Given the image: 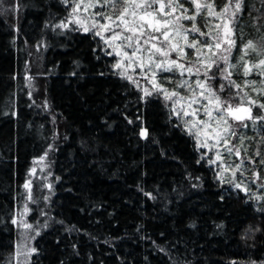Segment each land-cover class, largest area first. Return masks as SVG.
I'll return each mask as SVG.
<instances>
[{"label": "trees", "instance_id": "trees-1", "mask_svg": "<svg viewBox=\"0 0 264 264\" xmlns=\"http://www.w3.org/2000/svg\"><path fill=\"white\" fill-rule=\"evenodd\" d=\"M75 1L0 0V264H13V220L41 157L51 188L46 200L34 183L40 232L27 264H264V122H235L228 146L245 171L233 176L235 152L202 147L163 92L121 77L103 38L73 22ZM195 2L212 4L235 41L224 66L240 87L212 68L213 90L233 105L264 103V75L244 70L264 58L245 52L264 47V0H242L234 17L222 11L230 0ZM165 75L171 93L180 76ZM190 76L203 81V69Z\"/></svg>", "mask_w": 264, "mask_h": 264}, {"label": "snow or ice", "instance_id": "snow-or-ice-1", "mask_svg": "<svg viewBox=\"0 0 264 264\" xmlns=\"http://www.w3.org/2000/svg\"><path fill=\"white\" fill-rule=\"evenodd\" d=\"M242 0H236V3L233 5L231 0L228 5L222 10L224 14L229 13L230 9L232 11V16L234 17L236 12H239L241 9ZM100 5L102 8H111L114 11L105 12L98 11L92 14L91 16V26L87 25L86 19L76 17L74 23L79 24L83 27V31L88 32L90 30H96L95 35L101 36L104 39V43L111 47L117 56L121 59L114 64V67L119 70V75L123 78H126L133 83H138L133 79L131 75L128 74L129 69L135 70L133 67L139 68L142 75L151 73L153 90L157 92H163L164 96L168 100H172L174 104H179L181 101L187 99V107L183 110L184 116L196 117L198 114L203 111L204 115L207 117V120H192L185 121V124L188 126L190 134H193L197 139L203 136L205 139L201 144L202 147H208V140L211 139L215 141L211 147H216L218 144L223 143L225 150L232 154L235 152L237 156L240 155V149L235 148L234 146L229 147L230 141L228 136L235 137L237 134L233 129V124L229 122L236 121L242 124L244 127H247L244 124V121L251 120L253 123L256 121L264 122V115L252 114V107L256 106L259 109H264V103H258L255 100L242 99L240 105L233 106L228 101H221L220 97L217 95L216 91L213 90L209 81L215 78V75H209L212 68L215 66L217 71H220V62L227 63L228 57L225 53L231 50V47L235 44V41L231 39L230 33L231 28L228 23H225L224 34L227 37L226 43L227 48L222 51H213V49L221 50L222 43L225 41L221 39L219 31L217 35L213 36L212 32H202L196 25L193 23V26L188 29L180 23L181 20H191L195 21L196 16H188L183 13H186L187 10L183 9V6L179 3V0H89V3H75L72 12L76 14L78 10L82 7L84 11H87L89 8L97 7ZM195 8L197 13L201 10H207L210 16H218L220 14L213 11V5L208 3L195 2ZM177 11H181L180 15H176ZM97 17L99 19H97ZM103 21V22H101ZM61 27H67L66 24L60 25ZM221 26L215 25V29L219 30ZM98 29V30H97ZM189 31L193 33H198L200 36H209L211 41H205L204 47L207 48L208 52L211 53L210 56H204L203 50L199 46L200 42L194 40L192 43H187V35ZM104 33H109L107 37H104ZM183 35V39L187 44V47L197 50V60L190 65L178 62V60L170 59V52H177L179 58L183 59L186 55L183 52V49L177 44L172 43L174 36ZM251 49L256 52L257 55L264 57V47L257 50V46L252 42H248L245 46V52ZM128 50H131L130 52ZM112 55V53H108ZM243 59V57H241ZM127 61V63H125ZM201 69H203L204 79L203 81L197 80L196 86L201 89L199 97L196 95V89H194L191 84L187 81H182L180 86H186L191 93L187 98L180 97L179 93L176 91L168 92L161 85L156 83V75L158 72H175L179 71L181 75L185 72L189 74L200 75ZM245 74L253 70H258L261 75H264V58L259 59L258 63L252 65L251 67H245ZM231 73L229 72L224 76V79L229 82L230 85H234L229 77ZM239 88L240 85H234ZM224 85H220V91H222ZM205 92L208 95H205ZM146 95L151 93L145 90ZM264 94V91H262ZM239 95V94H237ZM246 95V94H245ZM178 97V99H174ZM200 98H202L206 103L201 104ZM248 106L245 107L244 104ZM193 105H199V107H193ZM190 109V111L188 110ZM176 111V109H174ZM215 113V114H214ZM177 115H180V112L177 111ZM141 136H147V131L142 130L140 133ZM242 142V141H241ZM259 155V153H257ZM43 159V157L41 158ZM217 161H222V156L219 152L216 153V159L211 160L210 163L215 164ZM260 163L264 165V160H261ZM243 165V161L240 164H236L235 168L232 169V174L235 176L237 171H240ZM228 168H224L223 171H228ZM256 178H259L257 173L253 174ZM25 189L30 188V183H25ZM50 187V186H49ZM236 188H241V183L235 184ZM245 191L248 189L245 187ZM29 199H31V194L29 193ZM264 211V209H261ZM13 223H16L13 220ZM25 229H31L32 225L23 223L22 225ZM31 252H35L36 249H30Z\"/></svg>", "mask_w": 264, "mask_h": 264}, {"label": "rangeland", "instance_id": "rangeland-1", "mask_svg": "<svg viewBox=\"0 0 264 264\" xmlns=\"http://www.w3.org/2000/svg\"><path fill=\"white\" fill-rule=\"evenodd\" d=\"M190 1L192 2V0H190ZM165 2H167V0H165ZM187 2H188V0H179V3L183 6V9L187 10V12L183 13V14L188 15V16H192V15L196 16L198 13L195 12L196 11L195 6L191 7V5L188 4ZM75 3L87 4V3H89V0H76ZM101 3H102V0H101ZM98 11L111 12L114 10L111 8H102L100 5H97V7L89 8L87 11H84V9L82 7L80 10H78V12L76 14L73 15V21L78 16L82 19H86L87 25L90 27L91 23H92L91 16L93 13L98 12ZM180 14H181V11H177L176 15H180ZM97 19H99V18L97 17ZM203 21H204V27L199 28L200 31L205 32V33H208L211 31L213 36L217 35V31H219V35H220L221 39L225 41L224 43H222L221 50L213 49V51H222L223 49L227 48L228 47V45L226 43L227 37L224 34V28H223L224 22H222L221 15L210 16L208 14V11L204 10ZM101 22H103V21H101ZM180 23L183 24V26L185 28L190 29L193 26L192 24L194 23V21L181 20ZM218 24L221 26V28L219 30H216L215 25H218ZM93 31L95 32L96 30H93ZM108 35H110V34L104 33V37H107ZM186 35H187V43H192L194 40L199 41L200 42L199 46L203 50V55L204 56H210L211 55V53L208 52L207 48L204 47V42L205 41H211V37L200 36L198 33H193L191 31L186 33ZM172 43H177L183 49V52L186 55L184 56L183 59H180L179 54L177 52H170V59L178 60V62L184 63L182 61L184 59L188 60V59L197 58V50L187 47V44L185 43V40L183 39V35L174 36V38L172 39ZM110 49L115 54L117 62H118L121 59V57L117 56L111 47H110ZM128 51L130 52L131 50H128ZM225 54L227 55V53H225ZM125 63H127V61H125ZM224 65H225V63L221 61L220 62V68H221L220 71H217L215 66L213 67L215 69V72H219V77L221 79L224 78V76L226 75V73H225L226 67ZM133 67L135 68V70L133 71V69H129L128 74L131 75L132 77H135L136 79L143 81L145 83L146 87H148V86L153 87V84L151 82V80H152L151 73H147L146 75H142L141 70L139 68L135 67V65ZM166 73H168V72H164V73L158 72L157 73L155 79H156V83L158 85H164V81L168 80L165 78L167 76V75H165ZM174 73H177L180 76V79L178 81L177 86L173 88L176 92L179 93L180 97L187 98L191 95V93L189 92V90L186 86H180L182 81H187L189 84H191V86L194 89H196L197 97H199V93H200L201 89L197 88V86H196V81L198 80V78L196 80L192 79V77L190 76L191 74H189L187 72H185L183 75H181L179 71H175ZM167 86L170 87V84ZM205 95L207 96L208 93L205 92ZM174 99H178V97H176ZM200 102H201V104L206 103V101H204L202 98H200ZM228 102L231 103V101H228ZM172 104H173L174 109H176V112L177 111L180 112V115H179L180 119L183 120L184 123H185V121H192V120H197V119L198 120H207V117L204 115L203 111H201L198 114V116H196V117L184 116L182 114L183 110H185L187 107V99H185V101H181V103H179V104H174L172 101ZM233 106H238V105H233ZM193 107H199V105H193ZM188 110L190 111V109H188ZM229 122L233 124V127L235 125H238L235 123L236 121L229 120ZM199 139L203 142L205 138L203 136H201ZM213 143H215V141H213L211 139L208 140V144L212 145ZM220 146L223 147V143L217 145V147H220ZM41 158L35 160L34 165L30 168L28 179L25 182V183H30V188L25 189V187H24L22 199H21V201L17 207V210H16V214H15L16 223L15 224H16V227L18 230V241H17L16 255H15V258L13 260V264H27L28 258L30 256V254L32 253L30 251V249H32L33 240L39 231L38 226H39L40 222L38 221V219L36 222H31L29 220V216L31 213L30 202H32V200L35 198L33 195L34 194V183H38L40 185V189L45 194L44 197L46 200H47V196H48L47 192L51 188L50 170H49V167L46 163L45 157H43V159H41ZM238 158L241 161V155H239ZM244 171H245V169L242 167L239 172H244ZM238 177H239V175H238ZM238 183H240V182H238ZM29 193L31 194V199L28 198ZM23 223H27V224L32 225V228L31 229H25L22 226Z\"/></svg>", "mask_w": 264, "mask_h": 264}]
</instances>
